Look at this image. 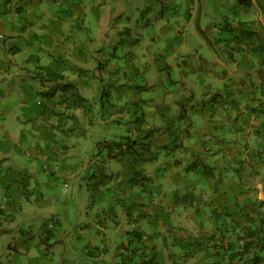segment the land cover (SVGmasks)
<instances>
[{"label": "crops", "instance_id": "0c3cea01", "mask_svg": "<svg viewBox=\"0 0 264 264\" xmlns=\"http://www.w3.org/2000/svg\"><path fill=\"white\" fill-rule=\"evenodd\" d=\"M1 1L6 4L14 0ZM227 2L228 7L226 10L221 9L219 21L229 28L233 37L228 39V36H223L222 33L217 38H207L212 49L217 50L212 57L218 67L215 72L198 81L202 85L198 89L194 88L191 103L203 98L201 94L206 92V89L212 93L208 95V91L206 92L203 100L207 102L201 100L200 109H195L194 105L191 114L182 112L184 108L181 109L180 115L177 112L173 117L169 105L161 107L156 102L157 109L154 108L153 111L161 109L160 115H157L152 110L145 111L144 107L138 105L128 107L124 104L123 101L128 98L127 96L129 98L136 96L124 83L131 74L122 70L119 65L116 68L106 67L111 75L108 78L112 80L113 91L107 93L111 100L108 99L106 107L100 108V104L104 101L99 84L102 78L94 79L95 94L92 92L91 95L94 100L100 102L98 104H94V100H89L90 96L83 87L81 88L82 81H85L83 85L90 86V82L86 81L84 76L93 74L88 60L94 58L87 57L84 53L81 56L78 54V48L76 50L74 48L77 44L74 31L81 33L83 39L88 32L85 34L82 29L73 28L70 31L65 26L60 34H48L45 39L40 33H36L37 44L32 53L36 54L37 58L33 61L37 59L39 62H35L36 64L41 63L44 68L48 66V71L46 77L36 80L41 81V85L35 98L37 106H45L41 117L49 123V130L38 121L32 125L35 128L30 133L22 134L21 143H28L22 145L27 161L34 157L38 162L37 164L27 162L25 168L28 171L21 170L18 179L17 173L14 178L11 175L13 167L10 164V153L0 151V162H4L5 166L0 169V194H4L6 198L5 201L0 199V212H4L7 218L11 219L18 209L15 203H21L22 208H25L22 204L24 196L21 195L24 187L21 181L24 177L35 179V176H43L46 182L53 183L60 180L68 184V181H72V177L78 173L76 181L79 180V176L81 179L84 177L85 180H80V185L86 183L88 188L92 185L96 190V201H99L97 205L91 207V211L94 212L87 219L89 225L84 227L85 238L88 240L87 252H94L97 257L101 256L104 260L102 262L107 264H119L126 244H128L126 250L134 245V249L129 251L132 253L136 251L134 255H137L143 245L142 237L135 231L142 232L143 236V225L161 224L159 218L164 221L170 220L172 207L182 189L185 193L179 196V201H185L184 197L188 192L195 195L191 197L195 213L190 221L196 226L203 221L204 237L214 233L212 230L215 225L222 229L224 223L227 224L232 220V225L224 230V236L227 233L234 236L223 238L224 236L218 235L217 237L220 238L217 246L206 244L208 240L199 236V239L204 240L203 246H206L204 248L206 251L203 248L201 251L199 244L193 245L195 256L204 253L205 263L221 259L223 263H227V254H234L236 256L232 261L235 264H264V0ZM232 4L236 5L238 10L233 15L227 11L234 7ZM83 14L85 15L84 12ZM23 18L27 22L16 31L15 34L20 35L19 37H23L28 29L33 31L35 29L32 25L34 19H26L25 14ZM234 22L238 24L233 26ZM245 25L256 26L257 31H260L259 34L255 36L246 34L244 37L240 28ZM59 26L63 29L64 23ZM99 29L100 32L106 33L104 29ZM103 38L91 37V43L100 46L98 43L104 44ZM221 39H224L223 43L219 44ZM13 48V54L20 50L17 46ZM37 50H42V53ZM115 56L119 57L120 54L116 53ZM101 57L102 55L97 58ZM63 59L68 61L63 62ZM102 65L106 66L105 63ZM124 77L125 79L122 80ZM26 82L27 80H23L14 84L21 86ZM66 82H73L76 89L72 91L64 89L63 85ZM6 86L7 84L0 86L1 90ZM148 86L151 87L150 83ZM179 97V94L173 95L171 101L180 102ZM152 99L153 97L145 98L146 102ZM150 104H153V101ZM215 104H218V107ZM15 107L17 110L13 112L15 113L13 116L18 117L17 111L24 107L28 108V104L19 101ZM99 108L103 114L101 118L97 116ZM139 110L143 111L142 115H137L140 113ZM27 114L31 113L27 111ZM5 126L2 122L1 135L4 137L0 135V138L13 141L15 146L19 145V139H12L10 127L6 126L7 129H4ZM111 126H113L112 130ZM104 127L107 132L105 135H99ZM155 128L164 129L149 138L138 136L142 132L141 129ZM132 129L136 130L132 134L135 141L129 143ZM53 130L55 136L52 134ZM188 130H191L189 134ZM22 131H25V128ZM93 133L103 138L98 143L104 141V149L100 144L98 147L101 151L107 149L108 153L102 151L101 158L93 159L95 168L91 169L89 165L84 164L83 154L90 145L88 140L84 141V139H90ZM211 136L213 139L210 138ZM41 137L45 140L44 147L39 144L34 146L31 143ZM208 137L211 142L207 146L210 152H207L206 146H203ZM215 137H219V140L216 141ZM167 144L172 147L177 146L178 151L174 156L176 158H164L162 157L164 154H159V149L165 148ZM232 144H235L234 150L238 151L236 158L245 160V163L238 167L244 176H250L251 181L247 184H243L244 179L238 174L236 176L240 183L235 182L234 185L227 183L226 177L231 172H237L232 168L234 166L227 168L226 164H223L227 161V153L232 149L230 147ZM153 146L155 148H151ZM111 160L112 164H109ZM214 160L217 161L213 162ZM185 161H190L192 164L186 165ZM194 161H198L197 165ZM251 163L252 171L248 173L247 169ZM183 165L189 169H184ZM36 167L38 168L35 169ZM88 168L95 177L92 183L86 175ZM7 180H10L9 183ZM25 186L30 188V183H25ZM10 189H13V192L9 191ZM165 194L169 197L168 211H164L160 206L166 202ZM240 226L246 231L255 228L258 230L254 237L247 233V236L240 240V242L244 240L251 242L250 251L243 253L244 250H241L238 254L237 247L229 251L227 248L222 250L220 243L237 241L236 234L238 235ZM43 230L49 234L53 233V229ZM213 247H218L215 252L212 251ZM256 256L262 259H254ZM76 264H84V262L79 258Z\"/></svg>", "mask_w": 264, "mask_h": 264}, {"label": "rangeland", "instance_id": "374dc122", "mask_svg": "<svg viewBox=\"0 0 264 264\" xmlns=\"http://www.w3.org/2000/svg\"><path fill=\"white\" fill-rule=\"evenodd\" d=\"M227 1L234 2V0H219V2L218 0H14L3 4L0 0V86L3 87L7 84L3 90L0 88V135L3 133V122L7 127H10L12 139L18 138L20 143L15 146L13 141H5L6 138H0V151L4 150L11 155L12 177L14 178L17 173L18 179L21 170L28 171L25 168L27 162L31 164L38 162L34 157L27 161L22 145L28 143H21L22 134L30 133L35 128L32 125L38 121L49 130V123H46L45 119L41 117L45 106H37L35 98L41 85V81L36 80L46 77V71H48V66L44 68L43 64L35 63L39 60L33 61L34 58H37L36 54L32 53L37 44L36 33H40L41 37L45 39L48 34L53 35L64 31L65 26L70 31L73 28L82 29L85 34L88 32L86 38L83 39L84 36L81 33L74 31L77 44H79V46L76 44L74 48L75 50L78 48V54L81 56L84 53L87 57L94 58L91 61L88 60L93 74L84 76L85 80L90 82V86L83 85L85 81H82L81 88L86 90L90 96L89 100L93 101L91 95L92 92L95 94L94 79L102 78L99 82L100 94L104 92L106 94L100 108L106 107L108 99L111 100L107 93L110 90L113 91L112 80L108 78L111 75L106 67L116 68L119 65L122 70L129 71L131 74L124 83L136 96L134 98L127 96L128 98L123 101L128 107L138 105L144 107L145 111H153L154 108L157 109V102L161 107L169 105L172 117L177 112L180 115L181 109L184 108L182 112L191 114L194 105L195 109H200L202 104L199 102L201 100L207 102L201 97L191 103L195 92L194 88L198 89L202 85L198 81L215 72L218 67L215 64L216 60L212 57V54H215L217 50L212 49L207 38H217L222 33L223 36L227 35L230 39L233 36L229 28L219 21V15L222 14L221 9L226 10L228 7ZM22 10L24 11L22 12ZM227 11L233 15L238 10L234 5ZM23 14L28 20L34 19L32 25L35 27L34 31L28 29L27 33L22 35L24 38L15 34L18 29H21V25L27 22L24 20ZM63 23L62 29L59 25ZM237 24L238 22L232 23L233 26ZM251 26H241L240 29L244 37L246 34L250 36L259 34L260 31H257L256 26ZM99 28L104 29L106 33L100 32ZM91 37H104V44L94 45L91 43ZM223 40L221 39L219 44L223 43ZM122 41L125 43H121ZM203 41L205 42L203 43ZM116 45L117 48H115ZM14 46L20 48L16 54H13ZM37 52L42 53V50H37ZM116 53H119L120 56H115ZM100 55L102 57L97 58ZM66 60L63 59V62ZM103 63L106 64L105 67L102 65ZM124 79L125 77L122 80ZM23 80H27V82L21 86L14 84ZM148 83L151 87L148 86ZM206 90L208 95H211L212 92ZM176 94H179L180 102L171 101L173 95ZM149 97H153V99L146 102L145 98ZM19 101L26 102L28 108L19 109L18 117H15L13 112L17 110L15 106ZM151 101L153 104H150ZM98 103L100 102L94 100V104ZM100 108L97 116L101 118L103 114H101ZM26 110L31 114H27ZM142 112L137 115H142ZM153 112L160 115L161 109ZM17 118L20 119L17 120ZM6 126L3 128L5 129ZM23 128L25 131H22ZM110 129L112 130L113 126ZM163 129H141L142 132L138 136L149 138ZM135 131L132 129L129 135ZM106 132L104 127L100 130L99 135H105ZM52 134L55 136L54 130ZM99 135L93 133L90 139H84V141L88 140L90 145L87 152L83 154V160L84 164L89 165L91 169L95 168L92 160L103 156L101 154L103 150L101 151L98 145L100 144L102 149L105 146L103 145L104 141L98 143L99 140H103ZM130 137L129 143H133L135 138L133 135ZM210 138L213 139L212 136ZM214 139L217 141L219 137ZM44 142V137H41L31 143L34 146L39 144L44 147ZM210 143L209 137L205 141V145L203 143L207 152H210V148L207 147ZM234 146L235 144L230 146L232 149L227 153V161L223 164H226L227 168L234 166L232 168L237 172H231L226 177L227 183L232 185L235 182L240 183L236 176L238 174L244 179L243 184H247L251 181L250 176H244L238 167L243 165L245 160L241 161L239 157L236 158L238 151L234 150ZM176 147L168 146L159 149V154H164L162 156L164 158H173L178 151ZM151 148H155V146ZM103 153H108V150L105 149ZM215 161L217 160L213 162ZM197 162L194 161L195 164ZM185 163L186 165L192 164L190 161H185ZM109 164H112V160ZM184 167L186 166L184 165ZM3 168H5L4 162H0V169ZM91 169H87L86 175L92 183L95 181V177L92 176ZM251 171L252 163L247 169L248 173ZM78 175L76 173L72 177V181H68V184L60 180L53 181V183L46 182V178L43 176H35V179L24 177L25 182L30 183V188H25L27 192H24L23 189L24 193L21 194L24 196L22 204L25 208H22L21 203H15V207L18 209L11 219H8L4 212H0V264H76L79 258L84 264L87 262L88 264H107L102 262L104 260L101 256L97 257L94 252H87L88 240L85 238L84 227L89 225L87 219L94 212V210L91 211V207L97 205L99 201H96V190L92 185L90 188L86 187V183L80 185V180L84 181V177L81 179L79 176V180L76 181ZM10 180H7V183ZM9 191L13 192V189ZM184 193L185 190L181 189L178 194L183 196ZM149 196L147 197L149 198ZM179 196L172 207L170 220L164 221L159 218L161 224L143 225V245L137 255H134L136 251L129 252L134 249V245L126 250L128 244L125 243V251L122 256L124 263L130 259L133 264H196L198 262L195 261L196 259H200L202 262L206 256L204 253L202 256H195L193 253L192 246L198 245L194 240L195 237L199 239L200 236L204 240L207 239L206 244L211 243L213 246L219 244V238L223 237L224 230L232 225V220L227 224L224 223L222 229L215 225L212 230L214 233L204 237L202 235L203 221L198 226L193 225L190 221L195 213L191 197L195 195L188 192L184 197L185 201H179ZM0 199L5 201L4 194H0ZM199 210L200 208H198ZM45 228L53 229V233L45 232L43 230ZM218 235L220 237H217ZM236 236L238 238L236 242L220 243L222 250L227 248L229 251L231 248L237 247L238 254L241 253L246 241L240 242V240L247 236V231L240 226V231ZM200 248L202 249V247ZM217 248L213 247L212 251L215 252ZM133 255L134 257L130 258ZM233 258L227 254L226 262L235 264L232 261Z\"/></svg>", "mask_w": 264, "mask_h": 264}, {"label": "trees", "instance_id": "16d2710c", "mask_svg": "<svg viewBox=\"0 0 264 264\" xmlns=\"http://www.w3.org/2000/svg\"><path fill=\"white\" fill-rule=\"evenodd\" d=\"M232 34V33H231ZM233 37V36H232ZM231 37V38H232ZM228 39H230V37L228 38ZM76 86H75V84H73V82H66L64 85H63V88L64 89H67L68 91H72V89L74 90V88H75ZM76 89V88H75ZM206 92H207V90H206ZM206 92H204V93H202L201 94V96H203V98L205 97V95H206ZM106 93L104 92V93H102V99L104 98V95H105ZM82 99H84V98H82ZM213 103V102H212ZM103 106H104V104H103ZM215 106L216 107H218V104H215ZM185 130H187V129H185ZM167 131H169L168 129H167ZM188 132L190 133L191 132V130H188ZM170 144H171V142H170ZM169 146V144H167V145H165V147H168ZM172 146V145H171ZM177 162H179V161H181V160H176ZM181 164L180 165H182V162H180ZM197 165V164H196ZM183 167H184V165H183ZM184 169H186V170H188L189 168L186 166V167H184ZM210 169V168H209ZM25 179L23 178V180L21 181V184L22 185H24V187H23V189H24V192H27L26 190H25V188H26V186H25ZM153 195V194H152ZM165 198H167L166 199V202H164L162 205H160L161 206V208L164 210V211H168V206L170 205V204H168L169 203V197H168V195H166L165 194ZM166 204V205H165ZM257 232H258V230H257V228H255V229H247V233H248V235H250V236H252V237H254L256 234H257ZM142 238H143V236H142V232L140 233V231L139 232H137ZM227 234H229V233H227ZM225 235L223 238H225V237H231V236H234L233 234H230V235ZM230 240V239H229ZM204 242V240L203 239H195V242L196 243H198L199 244V246L200 247H202L203 249L204 248H206V246L204 247L203 245V242ZM250 243L251 242H246V244L244 245V247H243V253H245V251H250ZM203 249L201 250V251H203ZM205 251H206V249H204ZM209 253V252H208ZM207 253V254H208ZM198 255H201L202 256V253H200V254H198ZM197 254H196V256H198ZM210 255H207V257H209ZM232 257H235V255L234 254H232L231 255ZM239 256V255H238ZM134 257V255L131 257V258H133ZM234 259V258H233ZM254 259H256V260H261L262 258H258V256H256V257H254ZM206 260V259H205ZM195 261H198V259H196ZM119 264H133L132 263V261H130V259H129V261L128 262H125L124 263V259H122L121 258V260L119 261ZM196 264H228V263H223V261H222V259L221 260H215V261H212V262H210V263H205L204 261H202L201 262V260L199 261V262H197Z\"/></svg>", "mask_w": 264, "mask_h": 264}, {"label": "clouds", "instance_id": "9594fccd", "mask_svg": "<svg viewBox=\"0 0 264 264\" xmlns=\"http://www.w3.org/2000/svg\"><path fill=\"white\" fill-rule=\"evenodd\" d=\"M245 241V240H244ZM243 242V241H242ZM246 244V242L244 243V245ZM244 245H243V247H244ZM243 247H242V251H243Z\"/></svg>", "mask_w": 264, "mask_h": 264}]
</instances>
